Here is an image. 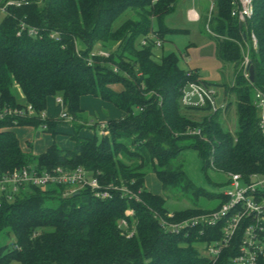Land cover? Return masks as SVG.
<instances>
[{
  "label": "trees",
  "instance_id": "obj_1",
  "mask_svg": "<svg viewBox=\"0 0 264 264\" xmlns=\"http://www.w3.org/2000/svg\"><path fill=\"white\" fill-rule=\"evenodd\" d=\"M10 1L15 0H0V108L29 105L33 115L0 120V173L24 166L39 171L81 167L101 185L126 187L140 201L118 193L99 200L88 190L62 197L63 187H29L0 207V264H232L243 227L212 260L196 245L207 249L220 241L222 224L205 227L197 221L174 234L160 226L159 218L182 223L214 213L226 202L223 193L213 195L188 179L183 170L187 150L197 151L205 167L227 175H264V139L254 105V91L264 95V0H253V14L243 25L230 16L231 0H212L209 21L205 18L217 59L234 65L226 91L234 102L224 98L223 107L234 104L233 134L222 125L223 108L211 112L181 104V90L199 82L197 75L180 67V57L155 52L171 31L163 20L179 0H27L20 6L7 5ZM250 35L256 40L247 56L252 82L244 78L241 53ZM97 50L108 56L90 58ZM13 87L23 105L16 103ZM83 96L109 103L124 116L106 123L105 135L84 138L77 132L85 116L79 107ZM49 97L62 100L74 130L73 148L52 145L33 157L21 151L14 129L44 125L55 137L58 122L40 118ZM148 174L163 194L147 189ZM168 199L192 206L168 218ZM256 264H264V258Z\"/></svg>",
  "mask_w": 264,
  "mask_h": 264
},
{
  "label": "built area",
  "instance_id": "obj_2",
  "mask_svg": "<svg viewBox=\"0 0 264 264\" xmlns=\"http://www.w3.org/2000/svg\"><path fill=\"white\" fill-rule=\"evenodd\" d=\"M159 0H153L158 2ZM27 0L10 1L7 5L20 6ZM212 5L210 6V10ZM189 18L197 21L199 17L194 10H190ZM253 14V0H231L230 16L243 25L251 18ZM156 48L160 47V41L152 36ZM252 46L256 45L253 35L249 36ZM146 45V40L142 41ZM107 57L108 55L100 50L90 54L94 56ZM90 62V59H89ZM244 78L248 80V58L244 57ZM56 102L62 106V100L58 97ZM181 104L191 108L209 107L211 112H215L216 102L215 94L210 92L207 87L199 82H190L181 90ZM254 105L258 114V130L264 139V95L254 91ZM12 115H18L29 118L33 115L31 106L24 109L11 110L0 108V120ZM41 120L46 119L45 111L40 113ZM59 119L69 121V118L62 112ZM45 129V126H41ZM101 130L104 126L101 125ZM240 183H243L240 186ZM228 185L230 189L223 193L226 202L221 208L207 215L197 216L182 223H173L168 220L159 218L160 226L171 232L177 233L179 230L189 226H195L200 221L205 227H215L221 225L222 238L209 246L206 251L210 259L216 260L221 251L229 246L233 237L240 227H243L242 237L240 240L239 254L232 261V264H256L257 260L264 258V175H252L244 179L240 174H228ZM29 187L53 188L63 187L62 197H68L72 194H78L81 190H88L94 198L99 200H108L113 193L120 194L123 198H131L140 201L139 195L132 192L126 187L114 185H101L98 177L87 172L85 169L78 167L67 169L56 166L49 170L39 171L33 166H24L11 171L0 173V207L5 203H10L20 192ZM130 216L131 212H125ZM172 218V214H167ZM122 227H126V222H120ZM131 236V234H128ZM11 247H13L11 245Z\"/></svg>",
  "mask_w": 264,
  "mask_h": 264
},
{
  "label": "rangeland",
  "instance_id": "obj_3",
  "mask_svg": "<svg viewBox=\"0 0 264 264\" xmlns=\"http://www.w3.org/2000/svg\"><path fill=\"white\" fill-rule=\"evenodd\" d=\"M211 5L212 0H179L175 9L163 20L165 27L171 31L164 35L162 48L156 49L155 52L158 55L174 54L180 57V67L182 69L194 71L198 81L204 83L207 89L215 94L216 108H223L224 104L226 106L224 98L234 102L233 96L230 97L226 95L227 89L231 87L233 83L234 65L221 63L216 57L214 41L206 30L207 24L205 22V18L209 21L208 14H210ZM190 10H194L200 20H191L188 13ZM1 18L2 16L0 15V20ZM152 27L156 28L155 22L152 23ZM250 47L251 43L247 42L243 46L241 53L247 57ZM112 87H114V85H112ZM13 95L16 103L21 105L24 104L23 98L17 87H13ZM222 110V125L233 134L237 128L234 104ZM201 116L202 114L196 115L197 118ZM80 122L82 125L77 123V125L81 126L80 130L77 131L78 134L83 130L92 131V133L89 134L90 136L86 138L106 134L105 131L101 130V125L105 126L106 124H101L99 128L97 127V130H94L95 128L87 126L89 122L86 116H84ZM14 132L21 151L33 157L42 156L52 145L60 148L58 146V140L55 139L56 137L53 139L52 136L46 133L41 127L33 128L30 126H20L15 128ZM73 132L74 130L72 133ZM183 170L188 179L196 187L202 188L208 193L217 195L230 189L228 185V175L224 172L214 170L210 166L205 167L195 150L185 151ZM145 185L151 193L156 195L163 194L160 184L154 175L148 174L146 176ZM242 185L243 183H240V186ZM46 189L47 188L44 190ZM191 206V202L174 201L172 199H168L164 205L168 213L183 211ZM196 246L202 254H206V244L199 243ZM11 264L17 263L13 262Z\"/></svg>",
  "mask_w": 264,
  "mask_h": 264
},
{
  "label": "crops",
  "instance_id": "obj_4",
  "mask_svg": "<svg viewBox=\"0 0 264 264\" xmlns=\"http://www.w3.org/2000/svg\"><path fill=\"white\" fill-rule=\"evenodd\" d=\"M111 88L115 91H120L122 89L119 85H114V87L111 86ZM79 107L89 122V125H87L88 127H92L93 125L98 127L101 124L118 120L124 116L122 112L118 111L111 104L91 96L81 97L79 100ZM62 112V106L56 102V97L47 98L45 109L46 118L50 121L58 122L55 127L56 138H52L58 140V146L60 149L71 150L73 148V144L69 137L72 135L73 129L69 121L59 119ZM90 133H92V131L83 130L79 135L82 137H89Z\"/></svg>",
  "mask_w": 264,
  "mask_h": 264
},
{
  "label": "water",
  "instance_id": "obj_5",
  "mask_svg": "<svg viewBox=\"0 0 264 264\" xmlns=\"http://www.w3.org/2000/svg\"><path fill=\"white\" fill-rule=\"evenodd\" d=\"M247 73H248V80H249L250 82H252V81H253V69H252L251 66H248V68H247Z\"/></svg>",
  "mask_w": 264,
  "mask_h": 264
}]
</instances>
